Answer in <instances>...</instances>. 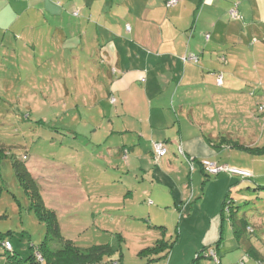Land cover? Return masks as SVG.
I'll return each mask as SVG.
<instances>
[{"label":"crops","instance_id":"1","mask_svg":"<svg viewBox=\"0 0 264 264\" xmlns=\"http://www.w3.org/2000/svg\"><path fill=\"white\" fill-rule=\"evenodd\" d=\"M9 1L16 4L7 26L9 37L26 62L35 66L53 62L51 52L55 51L49 46L57 42L66 45L75 59L94 62L92 68L107 80L104 90L108 100L114 98L102 112L104 118L108 116L107 128L98 136L97 147L88 150L111 160L112 168L102 170L96 185L97 189L115 188V192L106 195L108 198L102 195L100 208L87 214L93 221L99 215L111 222L127 217L152 223L166 208H175L179 227L169 252L173 261L187 238L181 224L191 221L196 212L192 199L199 187L205 189V172L199 161H213L222 149L229 148L221 145L217 149L213 144L218 135L229 133L216 128L214 121L217 98L225 96L224 88L215 86L214 72L223 74L225 86L232 68L264 55V0H178L171 7L166 6V0ZM233 7L239 12L237 18L228 15ZM187 54L196 55L198 61H184ZM64 90L70 93L66 84ZM154 141L164 142L167 149L157 160ZM30 171L38 179L43 170L33 166ZM228 178L212 179L207 185L215 184L223 195V186L226 189L233 178L236 180ZM199 180L200 186H196ZM92 183L87 184L88 189L95 185ZM67 185L66 191H79L81 196L66 209L75 210L85 201L86 187L74 182ZM136 194L138 199L148 196V204L136 200ZM168 199L171 202H160ZM127 202L132 203L130 208ZM217 231L216 226L206 233L215 238ZM218 238L219 234L213 242ZM147 258L146 264H162V260Z\"/></svg>","mask_w":264,"mask_h":264},{"label":"rangeland","instance_id":"2","mask_svg":"<svg viewBox=\"0 0 264 264\" xmlns=\"http://www.w3.org/2000/svg\"><path fill=\"white\" fill-rule=\"evenodd\" d=\"M14 5V1L0 0V44H3L0 46V264H9L2 240L10 242L18 259H27L47 235L45 220L34 212L28 194L15 175L12 163L15 157H27L28 163L32 162V166L43 170L37 179L40 194L45 206L56 212L60 234L64 238L72 240L81 249L102 244L116 246L120 242V249L112 255V259L121 257L122 264H146L148 256L143 252L159 237L158 230L151 225H164L166 240L176 241L179 227V217L174 213L176 209L166 208L160 217L153 218L152 223L141 219L133 221L127 217L111 222L99 215L93 221V217L87 214L91 209L97 211L100 208L98 201L102 195L108 198L106 195L115 192V188L97 189L96 185L102 170L112 168L111 160L89 154L88 150L97 147L94 144H97L98 136L107 128L108 116L104 118L102 112L114 103V98L108 100L104 90L107 80L92 68L94 62L75 59L66 45L57 42L49 46L55 51V54L51 52L55 56L53 62L37 63V66L26 62L25 57L20 56V50L15 48L16 43L9 37L7 29L14 15ZM15 10L19 11V8L15 6ZM257 56L242 62L240 68H232L230 78H225V86H217L214 82L217 88H224L225 95L219 101L217 98L216 128L228 131V135L249 148L236 146L222 149L213 161L249 172L254 175L253 178L242 180L240 173L230 174L227 171L203 174L205 189L201 191L197 187L192 199L195 204L203 201L196 207L194 204L196 212L193 219L181 224L187 236L183 246L174 253L173 261L169 254L153 262L264 264V216L249 223L254 230V233H246L255 248L251 256L246 255L244 243H239L234 236L226 217L221 228L222 239L218 247L214 244L220 232V208L226 190H231L229 200L233 198L236 204H242L256 199V192L247 186L264 184V153L257 152V148L264 146V55ZM26 58L31 61L27 54ZM64 84L70 89L69 94L65 93ZM39 119L43 121L39 122ZM232 176L236 180L233 178L226 189L223 186V195L217 192L215 184L207 185L209 180ZM91 181L95 185L88 189L87 184ZM69 182L83 183L86 187L82 198L85 201L80 203L79 200L81 206L75 210H66L69 203L81 199L79 191H66L70 187L64 185ZM200 182H196V186H200ZM216 197L219 198L215 202ZM189 198L190 195L186 198L188 202ZM135 199L148 204V196L141 195L138 199L136 194ZM129 202L130 208L132 203ZM212 203L214 209L209 210ZM213 211H217L216 214L209 216ZM216 226L215 238L213 234L206 233L207 229L214 230ZM206 240L214 242L210 246ZM211 247H215L218 261L207 256ZM204 248H207L204 255L195 261L196 251Z\"/></svg>","mask_w":264,"mask_h":264},{"label":"trees","instance_id":"3","mask_svg":"<svg viewBox=\"0 0 264 264\" xmlns=\"http://www.w3.org/2000/svg\"><path fill=\"white\" fill-rule=\"evenodd\" d=\"M167 1V0H166ZM165 1V4H166ZM78 15V11L74 12ZM128 27V26H127ZM126 27V28H127ZM128 29V28H127ZM215 74V72H214ZM114 101V99H113ZM43 121L39 119V122ZM216 142V143H215ZM216 148H220L221 145L228 147H241L245 148V145L239 143L238 140H235L234 137L225 134L218 135L215 138ZM249 148V147H246ZM125 150L124 152H126ZM257 152L264 153L263 148H257ZM28 158L17 159L13 158L12 163L15 171V175L24 188L26 193L28 194L31 202V207L34 212L42 218L46 222L47 226V235L45 240L40 244L36 250L32 251L27 259L20 257L18 259L15 256V252H13L12 247L11 250H7L3 246V242L1 244L3 248L8 252V263L9 264H122L121 257L119 259H112V255H115L118 249H120V242L117 243L116 246L110 244H102V245H93L91 247H87L86 249H81L78 247L72 240L64 238L60 234L59 223L57 219L56 212L52 209H49L45 206L42 196L40 194L37 178H35L31 173L32 162L28 163ZM200 160V165H201ZM203 169V168H202ZM205 175H211L207 173L204 169ZM242 180L252 179L253 174L243 175L240 174ZM256 192V199L246 200L242 204H236L233 198L228 199V196L231 195V190L227 189L225 194V198L222 200L221 208H220V232L218 241L215 244V247H218L221 236V228L223 225V220L226 217L231 224L234 236L237 237L239 243H244L246 247V255L251 256L254 252V246L247 239L246 233H254V230L251 229L249 223L254 221V219H260L264 216V184L263 185H255L254 187H249ZM152 228L158 230L159 237L154 240L152 245L145 248L144 252L147 256L153 257L150 259H157L159 257H166L174 246L175 242L168 241L165 238L166 228L163 225H151ZM120 237H118L119 239ZM177 238V237H176ZM176 240V239H175ZM214 247V248H215ZM214 248H210V253H207L208 257L214 258L213 253ZM204 248L197 252L195 261L198 260L200 256H202ZM162 253V255H161ZM120 254V253H119ZM122 253L120 254V256ZM204 255V254H203ZM40 256L42 260L39 259ZM114 257V256H113ZM216 257V256H215ZM215 259V258H214ZM20 260L22 262H20ZM217 260V259H216ZM194 261V262H195ZM218 261V260H217ZM242 264V263H241Z\"/></svg>","mask_w":264,"mask_h":264},{"label":"built area","instance_id":"4","mask_svg":"<svg viewBox=\"0 0 264 264\" xmlns=\"http://www.w3.org/2000/svg\"><path fill=\"white\" fill-rule=\"evenodd\" d=\"M178 3V0H167L166 1V6L167 7H171L174 6ZM228 15L230 18H237L239 17V12L236 9V7L231 8L228 11ZM129 28V27H127ZM206 38H208V34H206ZM184 61H193V62H197L198 61V57L194 54H187L183 57ZM215 82L218 86H222L224 79H223V74L221 72H215ZM152 148H153V155H154V159L157 160L158 158L164 156L167 152L166 146L164 144V142L162 141H154L152 142ZM188 160L190 161L191 159L188 158ZM201 167L209 174H218L221 171H227L228 173L232 174V173H240L243 175H250L249 172H245V171H239L236 170L234 168H231L227 165H218L216 162H212L210 160H202L201 161ZM3 246L5 249L7 250H11V244L9 241H4L3 242ZM40 260H42V258L40 256H38ZM213 257L216 260V257L213 253Z\"/></svg>","mask_w":264,"mask_h":264}]
</instances>
